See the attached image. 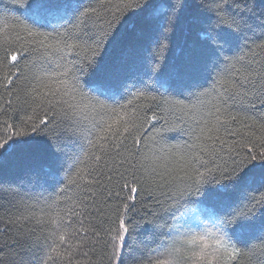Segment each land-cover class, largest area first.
I'll return each mask as SVG.
<instances>
[{
	"label": "snow or ice",
	"instance_id": "6c2138e0",
	"mask_svg": "<svg viewBox=\"0 0 264 264\" xmlns=\"http://www.w3.org/2000/svg\"><path fill=\"white\" fill-rule=\"evenodd\" d=\"M0 5V264H256L264 0Z\"/></svg>",
	"mask_w": 264,
	"mask_h": 264
},
{
	"label": "trees",
	"instance_id": "16d2710c",
	"mask_svg": "<svg viewBox=\"0 0 264 264\" xmlns=\"http://www.w3.org/2000/svg\"><path fill=\"white\" fill-rule=\"evenodd\" d=\"M4 5H11V0H4ZM0 7H3V5H0ZM148 31V25L146 22H135V26L133 27H126L124 31L128 34L126 37L122 38L119 41V48L120 49H129L132 48L135 50L136 53V59L129 65V71L130 73H137L139 70H141V65L143 63V60L145 57H148L150 55V47L151 45V39L154 37H148L144 39L142 42L137 43L132 38V33L134 31ZM198 42V36L195 30H190L186 32H178L175 35L171 36L168 44V50L162 51L161 56L166 57L167 62L169 64L174 63L178 61L181 52L180 50L182 48H186L187 46L196 44ZM117 50H113V52L110 54L112 56L117 55ZM250 115H253V113H250ZM256 118L259 119L258 114H255ZM44 161H36L34 162L35 166H39L41 164H44ZM14 174L20 175L22 177V173H20L18 168L13 169ZM61 176L63 174L61 173ZM19 182V181H18ZM24 191H27L28 189H23ZM39 191V190H37ZM49 193L56 195L58 194L55 189H49L48 192L44 193L45 196H47ZM4 212L3 209H0V214ZM257 224H259V220L257 221ZM63 250V249H62ZM24 254L23 252L21 253ZM76 259H82V257H77ZM255 260L256 264H261V261L264 260V255H262L261 251L257 249L255 253Z\"/></svg>",
	"mask_w": 264,
	"mask_h": 264
}]
</instances>
